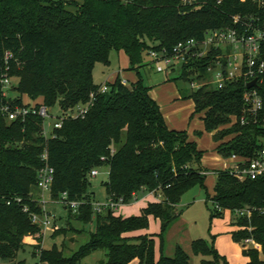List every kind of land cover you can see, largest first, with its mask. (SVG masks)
Segmentation results:
<instances>
[{"label": "trees", "instance_id": "obj_1", "mask_svg": "<svg viewBox=\"0 0 264 264\" xmlns=\"http://www.w3.org/2000/svg\"><path fill=\"white\" fill-rule=\"evenodd\" d=\"M80 1L0 0V58L7 52L13 55L10 75L19 80L12 88L17 93L14 98H3L0 85V259L16 261L18 253L30 247L33 256L40 251L41 264H81L96 253H101L105 264H192L181 246L171 257L164 253V234L180 216L176 207L185 192L195 185L208 191L205 169L196 167L205 151L186 131L168 126L139 69L147 66L150 50L171 51L179 42L203 40L209 30H245L249 25L251 33L264 31V5L253 0H199L200 7L194 9L182 6L181 0ZM237 15L246 27L234 23ZM121 51L138 81L129 87L118 77L102 94L94 81L96 65L109 66L112 53ZM208 65L209 60L194 61L176 79L202 83L208 78ZM246 91L244 82H236L223 89L206 85L183 97L192 101L194 115L200 117L215 151L225 160L235 155L249 161L264 148V75L259 88L263 110L255 118L245 111ZM91 94L96 101L85 118L66 120L54 130L55 138L42 136L40 116L9 123L1 111L5 103L13 108L31 106L23 95L31 100L41 97L43 103L37 107L68 110L88 102ZM45 150L55 170L52 197L60 200L67 194V201L81 203L77 212L69 209L73 219L96 224L89 241L70 257L64 255L65 244L44 249L41 229L23 211L26 205L30 213H42L32 190L37 188ZM98 167L109 168L104 183L108 200L129 205L154 193L160 202L149 203L138 216H118L115 210L96 212L88 177ZM215 173L213 194L207 192L208 201L216 207L212 217L226 211L235 214L239 227L232 232L233 240L260 245L259 250L251 244L243 254L249 258L247 264H264V177L240 181L228 170ZM15 197L22 203L8 205ZM245 209L251 211L250 218L238 215ZM151 218L160 222V233L137 235L150 229ZM192 251L202 256L201 264H227L203 239L192 242Z\"/></svg>", "mask_w": 264, "mask_h": 264}, {"label": "rangeland", "instance_id": "obj_2", "mask_svg": "<svg viewBox=\"0 0 264 264\" xmlns=\"http://www.w3.org/2000/svg\"><path fill=\"white\" fill-rule=\"evenodd\" d=\"M52 1H65L68 3L72 1L81 2L80 0ZM70 8L73 9L72 7ZM194 9H198V7ZM145 63L147 64V66L140 68L139 71L143 77L145 85L151 88L150 92L152 90L156 91L158 89L160 90L162 88H167L164 89L166 90V96H168L169 94L170 96L178 95L181 96V98L184 100L182 101L180 99H171L168 100V102H161V106L165 108V113L168 116L169 121L171 122V120H175L176 122L177 120L178 124H185L186 132L188 135L189 133L191 135L196 134V132H194L192 128L195 127L198 122L201 123V120L198 115H194V107L192 101L183 98L184 96L188 97L192 90L195 89L192 88L191 84L184 83L179 79H176L180 77V70H177L171 74L158 73L150 64V59L148 56H146L145 58ZM130 69L131 62L127 55L122 51L113 52L111 55V63L108 67H105L102 64H98L96 66L94 71V81L96 84L101 85L114 71H121L122 77H134V75H136L138 78L137 72ZM18 84L19 80L16 77H13L11 86L7 91L9 98L17 97V93H15L12 88L18 86ZM131 85L128 86L131 87ZM23 100L25 103L31 104L33 106L43 103V99L41 97H37L35 100H31L27 95H23ZM169 107H172L173 111H171ZM50 114L52 116H59L61 114L59 106L51 108ZM189 122H192L191 126ZM53 123L54 118L47 119L46 123L45 121H43V125H46L45 131L46 134H48V137L56 136L55 131H53ZM201 132L202 135L198 137L201 138V145L205 147V151H207L205 152L201 164H196V167L200 168L201 166L203 168V166L206 165L205 163H207V166L209 167V174L207 175L205 184L208 191L203 189L200 185H195L181 196L179 204L176 207L180 216L169 226L164 234V253L167 256L171 257L174 255L176 247L181 246L190 255L192 264H201L202 256H197L193 253L192 242L194 240L203 239L210 246L214 247L220 253V255L226 258L227 264H241L243 252L241 251L237 243L232 239L231 234L236 228L238 230L239 226L236 225L237 223H234L237 222V216L230 211H226L224 212L223 216L212 217L216 211V207L212 202L208 201L207 192L209 194H213L214 191L217 173L214 172L213 174V169L210 167L215 165V158L218 157L219 154L213 151L212 135L205 132L204 130H201ZM206 160L208 162H206ZM96 169H98L99 172L98 176L91 178L89 175L88 177L89 181L91 182V187L89 190L95 194V199L98 203L106 204L108 202V194L104 183L108 181L109 168L98 167ZM235 177L238 178L237 176ZM239 180L243 181L241 179ZM32 196L37 202L38 207L42 211L39 216L48 214V216L58 227V229L53 233L48 232V234L45 236L42 243V247L44 249H51L54 245L61 248L63 244H65L66 248L64 251V255L66 257H70L74 253H76L81 246L85 245L89 241L90 235L94 233L96 229L95 222L85 225L79 221L74 220L70 214L69 209L66 208V206L59 200H55L51 194H47L44 197L45 201L40 202L42 194L38 188H33ZM146 204L147 202H143L141 197L137 201L134 200L129 206H120L115 213L118 216H137L139 215L141 210L145 208ZM248 214L249 215L246 214L245 217L250 218L252 216L251 211L248 212ZM71 229L74 230L70 232L68 231L67 233L65 232L66 230ZM149 232L152 234L160 233V225L154 219L151 220ZM244 243L249 244V247L244 248V250H250L251 244L254 247H256L255 245H258L252 240L249 243ZM160 247V243L159 241H157L156 249L159 253ZM35 254L36 255L33 256L32 248L26 247L25 250H22L18 253L16 261L0 259V264H14L15 262L21 260H24L26 264H41L39 260L40 251H37ZM261 258L263 259L262 254ZM102 261L103 264H105L101 253H96L83 259L81 261V264H102Z\"/></svg>", "mask_w": 264, "mask_h": 264}, {"label": "built area", "instance_id": "obj_3", "mask_svg": "<svg viewBox=\"0 0 264 264\" xmlns=\"http://www.w3.org/2000/svg\"><path fill=\"white\" fill-rule=\"evenodd\" d=\"M260 5H264V0H253ZM221 3V0H219ZM181 4L184 7L199 8V0H181ZM235 24H241L247 26L241 16L233 17ZM264 41V31H254L251 33V27L248 25L245 30H238L234 28H222L216 30H209L206 32L203 40L188 39L186 41L179 42L173 47L171 51L163 50H150L148 57L150 64L155 68L158 73L171 74L177 70L182 72L183 68L188 66L197 60H209L207 66L208 78L205 82L192 83V88L195 90L200 89L203 86L210 85L215 89H223L227 84L244 82L247 85L257 80V87L251 89L247 88L244 95L245 111L253 118L257 117L263 110V100L259 93V88L262 82V76L264 75V61L261 59V43ZM13 55L7 52L4 55L3 60L0 58V70L2 74L0 76V85L3 88V98L8 99V89L11 86L12 76L10 75V59ZM122 84L128 86L127 80H122ZM110 88L108 84L100 86L99 92L104 94L109 92ZM96 101L95 94H91L88 102L80 104L74 108L68 110H61L59 116H52L50 114L49 107L45 105H31L28 107H11L5 103L1 106L3 116L8 122L21 120L24 122L30 116H40L43 121L54 118L53 131L55 129H61L63 123L69 119L85 118L90 109L94 106ZM243 119V123H244ZM46 125H43L42 136L46 139L55 138L56 136H49L45 131ZM48 152L44 151L42 154V161L44 166L38 172V184L37 188L42 194L40 202H44V197L47 194H51L54 179L55 170L49 165ZM104 160V159H103ZM232 164L225 170H228L231 174L237 176L241 180H257L264 177V148L260 150L257 155L249 161L240 160L235 155L230 159ZM98 169H94L90 177L94 178L98 176ZM208 171H204L203 175L207 176ZM67 194H64L60 198V202L71 209L73 212H77L81 203L76 201H67ZM160 200V197H157ZM12 201L22 203L21 198L15 197L13 200L7 202L11 205ZM122 206L120 203H115L112 200H108L106 204H100L96 202L94 204V210L98 213L107 210H115ZM25 213L30 214L31 221L34 225H37L42 235L45 236L48 232L53 233L58 227L54 221L45 214L39 216L37 213H30L28 206L23 207ZM250 212L249 210L238 211V215L245 216ZM251 240H247L249 243ZM257 249H260L259 245H255Z\"/></svg>", "mask_w": 264, "mask_h": 264}, {"label": "crops", "instance_id": "obj_4", "mask_svg": "<svg viewBox=\"0 0 264 264\" xmlns=\"http://www.w3.org/2000/svg\"><path fill=\"white\" fill-rule=\"evenodd\" d=\"M98 65V64H97ZM96 65V66H97ZM105 67H108V66H105ZM122 75V72L121 71H114L113 73H111L108 77H107V79L105 80V82L103 83V84H101V85H99V84H97V85H99V86H102V85H104V84H109V83H114L116 80H117V78L118 77H120L121 78V80H127V82H128V85H131V84H135L137 81H138V78H137V76L136 75H134V77H130V76H125V77H122L121 76ZM130 75V74H129ZM131 82V83H130ZM164 89H167V88H164ZM163 88L162 89H158V90H152L151 92H150V95L152 96V98L153 99H155L157 102H158V104L160 105V107H161V110H162V112H163V114H164V116H165V118H166V121H167V124H168V126L171 128V129H175V130H180V131H186V127H185V124L184 125H182V124H178V122H177V120H176V122H175V120H171V122L169 121V118H168V116L166 115V113H165V108H163L162 106H161V102H168V100H171V99H180V100H182V101H184L182 98H181V96H178V95H171L170 96V94L168 95V96H166V90H164ZM178 96V97H177ZM168 98V99H167ZM193 104V103H192ZM193 107H194V105H193ZM167 108V107H166ZM169 109H171V111H173V108L172 107H169ZM200 118V117H199ZM201 120V119H200ZM189 124H190V126H191V124H192V122H189ZM192 130L194 131V132H201V130H204V125H203V122L201 121V123L200 122H198V124L195 126V127H193L192 128ZM189 138H190V140H192V141H196L197 143H198V145H199V147H200V149H202V150H204L205 151V147H203L202 145H201V138H199L196 134H193V135H191L190 133H189ZM213 151L216 153V151H215V144H214V142H213ZM207 151V150H206ZM205 151V152H206ZM218 154V153H217ZM206 162H208L207 160H206ZM214 163H215V165L214 166H211L210 168H212L213 169V174H214V172L215 171H218V170H225L227 167H229V165H231L232 164V161L231 160H225L224 158H222L220 155H218V157H216L215 158V161H214ZM206 165H204L203 166V168L205 169V170H209L208 168V166H207V163H205ZM142 201L143 202H147V204L145 205V207L149 204V203H152V202H159L160 200L156 197V195L154 194V193H152V194H146L145 196H143L142 197ZM130 205V204H129ZM129 205H126V206H129ZM141 213V212H140ZM140 213H139V215H140ZM138 216V215H137ZM125 217H128V216H125ZM153 218H151L150 219V223H151V220H152ZM155 220V219H154ZM155 221H157L158 223H159V225H160V222L158 221V220H155ZM237 230V228L234 230V231H236ZM233 231V232H234ZM139 234H152V233H150L149 232V230L148 231H145V232H139L137 235H139ZM158 234V233H157ZM232 234V233H231ZM233 239V238H232ZM237 245L239 246V248L241 249V251L242 252H244L245 250H244V248H248L249 247V244H245V243H237ZM260 250V249H259ZM159 257H160V253L159 252H157V249H156V259H159ZM249 262V258H247L246 256H244V254L242 253V263L241 264H247ZM138 263V261H134L132 264H137Z\"/></svg>", "mask_w": 264, "mask_h": 264}, {"label": "water", "instance_id": "obj_5", "mask_svg": "<svg viewBox=\"0 0 264 264\" xmlns=\"http://www.w3.org/2000/svg\"><path fill=\"white\" fill-rule=\"evenodd\" d=\"M258 85H257V80H254V81H252V82H250L248 85H247V88L248 89H251V88H253V87H257ZM102 264H103V261L101 262Z\"/></svg>", "mask_w": 264, "mask_h": 264}]
</instances>
